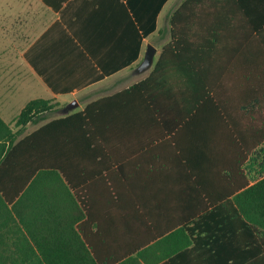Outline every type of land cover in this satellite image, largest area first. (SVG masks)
Wrapping results in <instances>:
<instances>
[{"label":"crops","instance_id":"1","mask_svg":"<svg viewBox=\"0 0 264 264\" xmlns=\"http://www.w3.org/2000/svg\"><path fill=\"white\" fill-rule=\"evenodd\" d=\"M4 1L0 0V118L12 127L15 115L30 98H50L54 102L51 110L61 109L54 115L59 116L146 76L160 47L170 39L169 15L183 0H32L33 6L21 1L15 7L16 22L22 21L16 28H24L21 35L16 31L6 35L5 19L12 18L14 0H8V9ZM189 9L185 24L191 34L186 40L201 45L199 53L192 51L191 55L217 59L210 70L232 75L228 80L222 78L215 88L223 90L247 79L249 90L257 89L256 75L264 72V51L257 49L249 26L261 19L245 16L235 0H193ZM147 43L154 47L152 62L139 71L136 66ZM23 90L31 94L15 110L12 99ZM131 94L119 99L123 108L107 113L121 123L118 130L104 132L109 145L116 143L113 147L117 148L108 153L104 146V165H73L71 179L78 188H74V199L93 202V214L101 219L99 228L85 227L87 242L95 248L108 247L112 225L106 218L112 215L111 203L117 193L122 202L124 251H132L124 252L129 253L124 254V264H144L165 251L180 253L181 239H186L185 229L170 230L167 239L142 248L139 243L151 233L146 217L153 219L157 229L177 225L182 219L192 226L196 217L203 219L204 226L216 225L224 216L221 203L232 199L229 191L241 179L234 170L237 165H228L234 154L222 145L213 109L203 106L194 121L185 125L169 121L168 134L166 124L157 121L147 103ZM72 99L76 105L65 112L64 105ZM248 102L253 116L264 117V109L259 108L264 107V98ZM48 118L27 122L25 128L28 123L34 125L26 132ZM197 136L201 145L189 146ZM175 140L181 145H175ZM263 167L239 165L248 183L264 174ZM46 245L62 249L68 243L60 240ZM192 246L185 243L184 256L169 264H262L257 259L225 258L223 245L205 242L199 245L201 256L194 257Z\"/></svg>","mask_w":264,"mask_h":264},{"label":"trees","instance_id":"2","mask_svg":"<svg viewBox=\"0 0 264 264\" xmlns=\"http://www.w3.org/2000/svg\"><path fill=\"white\" fill-rule=\"evenodd\" d=\"M192 1L183 0L169 15L170 39L162 44L143 78L86 103L80 110L50 117L23 134L27 122L45 118L54 104L50 98L27 100L14 117L15 129L0 118V264H124V254H129L124 252L132 251H124L120 234L119 195L114 196L112 215L106 218L112 225L110 243L107 248H95L87 242L85 227L92 224L97 229L101 219L93 214V202L74 199L77 187L71 178L73 165H104V146L108 153L117 148L113 147L116 143L109 145L104 132L118 130L119 119L107 113L123 108L118 101L125 93L143 99L157 121L166 124L164 131L168 134L172 127L169 121L185 125L194 121L203 106L213 109L222 131V145L234 154V161L228 165H237L234 170L241 179L229 191L232 199L221 203L224 216L217 219L216 225L204 226L203 219L196 217L192 226L182 219L177 225L157 229L153 219L146 217L151 233L139 243L142 248L167 239L170 230L185 229L186 239H181L180 253L170 255L165 251L144 264H155L162 258L157 264H169V260L183 257L187 242L193 244L190 250L194 257L201 256L199 245L205 242L223 245L225 258L257 259L264 264V174L248 183L239 169V165H264V117L253 116L248 102L264 98V72L257 73L255 90H249L247 79L223 90L215 88L222 78L228 80L232 75L210 70L217 59L191 55L201 48L186 40L191 34L185 22ZM235 2L245 16L261 19L249 30L257 39V49L264 51V0ZM195 138L189 146L201 145L200 137ZM176 141L175 145H181ZM60 240L68 246L61 249L46 245ZM136 252L140 254L138 249Z\"/></svg>","mask_w":264,"mask_h":264},{"label":"rangeland","instance_id":"3","mask_svg":"<svg viewBox=\"0 0 264 264\" xmlns=\"http://www.w3.org/2000/svg\"><path fill=\"white\" fill-rule=\"evenodd\" d=\"M28 2V5H30V6H33V2H32V0H14L13 1V9H14V12L12 13V16L11 15H9L10 17H12L11 19L7 16L6 17V19H5V26H4V28H5V31H8L7 33H6V35H9V32H11V33H15V31L18 33V35H21L20 33L23 31L24 32V28H21L20 29V27H17L16 28V26H19V24H22V21L20 22H16V18H15V16H16V11H15V7H16V5H17V3H19V2ZM8 3H9V1L8 0H6V1H4V6H5V9H8V7H9V5L11 4H9L8 5ZM19 18L21 17L20 15L18 16ZM8 22H10V23H8ZM15 22H16V24H15ZM10 24V25H9ZM23 36V35H22ZM29 94H31V93H29L28 91H20V92H18L16 95H14V97H13V99H12V104H14L15 105V110H17L16 108H17V106H19L20 104H21V102H23V100L25 99V97H27V96H29ZM74 110H76V109H78V106H76V107H74L73 108ZM60 111H61V109L60 108H54L53 110H50V111H48L47 113H46V118H48V117H51V116H54V115H57V114H59L60 113ZM34 124H32V123H28L27 124V126H26V128L25 127H23V129H22V131H21V134H23V133H25L27 130H28V128H30V127H32ZM12 127H13V125H12ZM20 134V135H21Z\"/></svg>","mask_w":264,"mask_h":264},{"label":"water","instance_id":"4","mask_svg":"<svg viewBox=\"0 0 264 264\" xmlns=\"http://www.w3.org/2000/svg\"><path fill=\"white\" fill-rule=\"evenodd\" d=\"M153 52H154V47L150 43H147L143 56L136 66L137 70L142 71L150 66L152 62ZM75 105H76V101L72 99L71 101L67 102L64 105L63 110L66 112Z\"/></svg>","mask_w":264,"mask_h":264}]
</instances>
